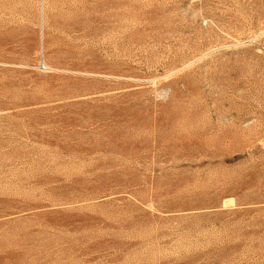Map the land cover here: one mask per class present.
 Instances as JSON below:
<instances>
[{
    "label": "rangeland",
    "instance_id": "obj_1",
    "mask_svg": "<svg viewBox=\"0 0 264 264\" xmlns=\"http://www.w3.org/2000/svg\"><path fill=\"white\" fill-rule=\"evenodd\" d=\"M0 264H264V0H0Z\"/></svg>",
    "mask_w": 264,
    "mask_h": 264
}]
</instances>
